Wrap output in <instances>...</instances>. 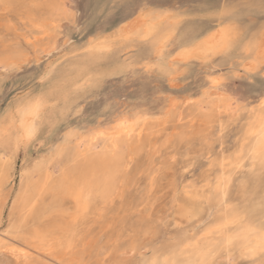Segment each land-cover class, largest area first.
I'll list each match as a JSON object with an SVG mask.
<instances>
[{
	"label": "snow or ice",
	"instance_id": "1",
	"mask_svg": "<svg viewBox=\"0 0 264 264\" xmlns=\"http://www.w3.org/2000/svg\"><path fill=\"white\" fill-rule=\"evenodd\" d=\"M200 7L208 17L220 18L221 26L204 39H193L169 62L164 56V45L175 35V26L190 18L189 9L182 7L181 0H31L26 4L0 0V68L5 74L0 87L12 73L35 69V75L19 86L9 101L0 123V152L4 154L0 155V177H10L17 154L21 150L26 154L32 145L43 142L45 133L55 135L57 124H64L67 130L55 151L45 157L49 177L64 174L65 160L74 164L92 151H99L101 138L110 141L104 151L118 157L123 137L115 132L122 130L129 138L132 135L126 117L118 118L111 131L96 128L82 132L70 122L73 116L80 118L84 114L89 97L103 85L102 74L77 83L75 95L79 101L71 107L65 105L55 122H46L48 108L57 106L50 101L64 82L59 73L64 61L52 63L51 55L73 49V57L83 56L86 62H94L114 51L131 50L146 43L153 44L158 59L139 67L149 75L162 77L168 88L161 93L166 107L157 119H166L178 105L192 108L188 122L192 127L177 129L169 139L190 145L194 127L199 123L207 128L200 142L208 151V167L218 165L220 169L201 183L181 177L179 169L161 162L153 170L152 181L164 180L165 172L171 174L167 179L172 204L167 214L173 223L165 224L161 219L158 225L175 229L173 234L165 232V239L157 242L155 237L161 234L158 226L152 241H133L130 254L126 244L118 245L103 248L92 260L73 258L84 243V238L76 233L51 243L45 234L52 264H264V0L240 5L202 0ZM257 11L261 21L258 30L253 23ZM165 22L172 26L157 43ZM73 36L86 38L78 49ZM60 41L62 47L57 44ZM45 54L49 57L47 66L41 61ZM134 68L135 64L128 63L116 71L128 73ZM189 89L194 91L181 96ZM140 119L133 123L139 124ZM180 122H184L182 116ZM232 136L236 138L232 155L212 163L211 145L224 152L225 142ZM178 159L173 155L172 165ZM184 159L186 163L180 167L189 173L196 162L187 156ZM125 168H131V163ZM72 186L73 198L78 206L83 201L85 213L93 196L103 195L105 203L109 200L107 192L101 194L86 183L72 182ZM24 232L23 222H10L5 234L19 238ZM29 255L22 248L0 242V264H34Z\"/></svg>",
	"mask_w": 264,
	"mask_h": 264
},
{
	"label": "rangeland",
	"instance_id": "2",
	"mask_svg": "<svg viewBox=\"0 0 264 264\" xmlns=\"http://www.w3.org/2000/svg\"><path fill=\"white\" fill-rule=\"evenodd\" d=\"M13 2L26 4L30 3L31 0H13ZM217 2L220 5L224 3L240 5L249 2V0H217ZM256 2L258 3V0ZM181 3L182 7L189 9L190 18L181 21L175 26V35L171 36L166 45H164V56L169 62L172 57L176 56L183 45L191 43L193 39L200 37L205 31L221 25L220 18L208 17L201 10L200 5L202 0H181ZM225 23H227L226 20ZM253 23H255L256 30H258L261 23L258 11L253 16ZM171 26V22H165L161 34L156 38L157 43L163 39ZM73 39L76 41V47L78 49L79 45L85 43L86 38L73 36ZM57 44L62 47L63 42L60 41ZM72 51L73 49H69L68 52L57 51L51 55L52 63H55L57 60L64 61L63 66L59 69V73L64 82L60 92L50 101L51 105L57 106L48 108L46 122L48 120L55 122L58 114L64 109L65 105L71 107L79 101L80 97L75 95L77 83L82 84L88 77L102 74L104 76L102 87L96 91L94 96L89 97L84 114L80 118L72 117L70 121L72 127H78L83 132L97 125L108 126L112 123L113 119L121 114L128 115L131 119L140 117V122L148 121L150 123L161 124L149 136V149L146 148L141 155L137 156L131 163V168L128 169V173L134 176V184L126 188L121 196L115 198L102 213L98 212V209L95 207H91L84 218L77 224L80 230L79 235L82 234L84 238L85 252L80 258L75 259L92 260L98 258L99 255H96L97 248H95L98 243H107L109 248L126 244L130 254L133 250L132 242L138 241L139 243H145L152 241L154 239V231L158 226L161 229V234L159 237H155L157 242L165 239V232L171 235L176 231L175 229L165 228L164 225H158V221L161 219L164 220L165 224L173 223L167 214L171 204L169 180L167 177L171 174L165 172L163 174L166 177L164 180L161 181L158 179L155 183L152 181L153 170L158 168L161 162L166 166L171 165L179 169L181 177L187 176L188 179L201 183L209 174L214 176L220 169L218 165L212 169L208 167L210 163L207 159L208 151L205 150V146L200 142L198 123L194 127L193 140L189 145L188 143H180L169 139L174 134V129L177 128L175 112H172L164 120L157 119L165 111L166 105L162 102L161 93L168 91L167 85L164 83L162 77L149 75L139 67L140 64L146 62L155 63L158 59L156 48L152 43L140 44L131 50L121 49L114 51L113 53L105 55L103 58H97L94 62H86L83 56L79 58L73 57L71 55ZM65 57H68V59L65 60ZM41 61L44 66H47L49 62L48 55L42 56ZM128 63L135 64L134 70L128 73L116 71L118 66ZM32 75H35L34 68L25 69L18 74L12 73L7 83L3 87H0V123H3L5 110L9 108V101L15 96L19 90V86L24 85L25 81ZM4 78L5 74L2 68H0V81H3ZM193 91V89H189V93H181V96L191 94ZM144 117L147 119H143ZM60 119H63V117H60ZM66 130L64 124H57L55 135L45 133L43 142L32 145L26 154L24 150H21L17 154L16 159L13 161L11 177L6 184L7 187L5 186V192L8 191L9 195L3 209L4 211L2 210V217L0 216V222L2 223H0V229H2L0 230V235H2L0 239H6L5 241L10 239V242L19 244L17 242L18 240H13L9 235L6 238L4 232L10 221L8 212H10L9 209L11 210L12 196L15 195L18 188L20 172L25 164L34 162L40 159V157L50 155L56 145L63 139V131ZM235 144V136H232L225 142L224 152H221L218 146L212 144V163L215 164L218 161H224L227 157L231 156L235 150ZM197 152H201L202 155L197 157ZM173 155L179 157L175 165H172L171 161ZM186 156L196 162V166L190 169L189 173H184L180 167L186 163L184 159ZM44 199L48 200V196H45ZM68 206L70 207V205ZM49 215H53L51 217L55 220H52ZM58 217L59 215L56 213L48 214L41 220L42 222L40 221V226L45 229L49 228V230L53 229L51 227V220L57 221L59 220ZM204 218L207 219V216L205 215ZM22 222L24 228L25 226L27 229L33 227L29 216L23 218ZM184 223H187V221H184ZM146 231L147 234H145ZM3 236L5 237L3 238ZM44 257L41 254L39 255V253H35L29 257V260L33 261L34 264H40L42 261L45 264H52V258H48L49 260H47V257ZM58 259L60 258L58 257Z\"/></svg>",
	"mask_w": 264,
	"mask_h": 264
},
{
	"label": "bare ground",
	"instance_id": "3",
	"mask_svg": "<svg viewBox=\"0 0 264 264\" xmlns=\"http://www.w3.org/2000/svg\"><path fill=\"white\" fill-rule=\"evenodd\" d=\"M220 26L221 25H217L216 27L205 31L200 37L196 39H204L205 37H208ZM187 45L185 44L182 47ZM180 50L178 52H180ZM173 112H175V122L177 124V128L174 129L175 132L177 129H184L185 126L192 127V125L188 123L189 117L193 114L192 108H185L184 106L181 107V105H178L177 109ZM181 116L183 117V123L180 122ZM120 117L127 118L128 123L131 125L128 131H130L132 135L129 138L122 130H117L115 132V135L123 137L121 141L122 150L119 156L116 158H113L110 154L104 151L106 143L110 144V141L106 142L104 138H101L99 141V151H92L85 159L77 160L74 164L69 160H65L64 164L62 165V168L65 169V172L62 176L49 177L48 168L44 164L45 156L40 157V159L34 162L25 164L19 175L17 191L15 195L12 196V201L10 200L11 210L9 209L10 212H8L10 221L8 226L5 224L7 229L4 234L8 231L10 222H14L19 225L26 216L30 217L33 227L27 229L25 226V232L22 233L19 238L13 234H8L13 240H18L17 242L19 244L10 242V239L7 241H5L6 239H0V242H7L9 244L15 245L18 248L24 249L25 251L29 252V257L35 253H39V255L41 254L45 256L44 258L47 257V260H49L48 258L53 259V257L49 256L46 251L47 245L45 244L44 240L45 234H48V243H51L53 240H59L61 238L67 237L72 232L76 233L78 237H82V234L79 235L80 230L77 224L84 218L86 213L83 211V201L78 206L76 199L73 198L75 189L72 186V182L86 183L88 188L94 189L101 194L104 192L108 193L109 200L107 203H105L103 195H101L99 197L93 196L92 203L88 205V210L91 207H95L98 209V212L101 213L109 206V204L112 203L115 198L120 197L126 188L134 184V176L128 173L129 168L126 169L125 165L132 163L137 158V156L141 155L146 148L150 147L149 136L152 135V133H154V131L159 128L161 124L150 123L148 121H141L139 124H135L133 122L136 121L137 118L131 119L128 115L121 114L113 119L112 123H110L108 126L97 125L92 129L102 128L111 131V126L117 123L118 118ZM198 133L201 137L207 133V128H202L199 124ZM55 149L56 147L53 151H55ZM85 150H87V145H85ZM72 151L75 153V149H72ZM0 155H4L3 152H0ZM0 166H2V164H0ZM10 177L7 175L0 177V216L2 215V210L6 205V200L9 195L8 191L5 192V186ZM113 180H117L118 183L111 182ZM45 196H48V200L44 199ZM170 203L172 204V196ZM68 205H70V207ZM52 213H56L60 217H58L59 220L56 219L57 221H52L54 218L51 216L53 215H49L52 219L51 227H53V229L49 230V228L45 229L40 226V223L42 222L41 220L48 214ZM145 234H147V231ZM5 236L7 238V235ZM5 236H3V238ZM106 247H108L107 243H98L97 247H95L97 248L96 255H99L100 251ZM84 252L85 242L81 244L79 249L73 254V258H80ZM65 255L66 254L61 253V256ZM61 256L58 257L61 258ZM58 257H56L57 260H59Z\"/></svg>",
	"mask_w": 264,
	"mask_h": 264
}]
</instances>
